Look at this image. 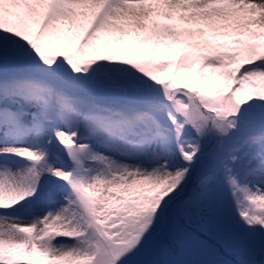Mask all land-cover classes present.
<instances>
[{
  "label": "snow or ice",
  "instance_id": "snow-or-ice-1",
  "mask_svg": "<svg viewBox=\"0 0 264 264\" xmlns=\"http://www.w3.org/2000/svg\"><path fill=\"white\" fill-rule=\"evenodd\" d=\"M0 264H264V0H0Z\"/></svg>",
  "mask_w": 264,
  "mask_h": 264
}]
</instances>
